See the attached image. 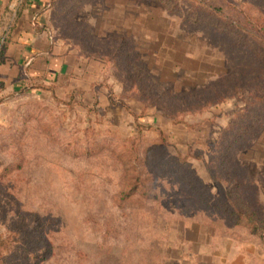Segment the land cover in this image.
Instances as JSON below:
<instances>
[{"label":"rangeland","instance_id":"obj_1","mask_svg":"<svg viewBox=\"0 0 264 264\" xmlns=\"http://www.w3.org/2000/svg\"><path fill=\"white\" fill-rule=\"evenodd\" d=\"M191 3L52 1L62 69L0 90V264H264L225 203L264 225V60Z\"/></svg>","mask_w":264,"mask_h":264},{"label":"crops","instance_id":"obj_2","mask_svg":"<svg viewBox=\"0 0 264 264\" xmlns=\"http://www.w3.org/2000/svg\"><path fill=\"white\" fill-rule=\"evenodd\" d=\"M52 1L0 0V45L6 42L0 60L1 91L25 88L31 76L62 69L58 48L54 45L49 51L51 33L46 25Z\"/></svg>","mask_w":264,"mask_h":264},{"label":"trees","instance_id":"obj_3","mask_svg":"<svg viewBox=\"0 0 264 264\" xmlns=\"http://www.w3.org/2000/svg\"><path fill=\"white\" fill-rule=\"evenodd\" d=\"M191 2L192 7L188 14L191 22L198 23L202 12L211 17L220 18L221 25L233 32L236 43L256 45V51L264 60V11L259 9L260 5H249L245 0H191ZM221 25L219 26L222 28ZM5 45L6 42L1 45L0 60ZM113 104H119V102L113 101ZM235 187L240 185L235 184ZM225 203L230 208L229 214L236 224L247 226L255 235L264 236V225H260L262 221L254 209L244 204L240 198L236 197V194L232 195L230 191H226Z\"/></svg>","mask_w":264,"mask_h":264}]
</instances>
